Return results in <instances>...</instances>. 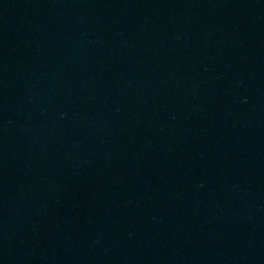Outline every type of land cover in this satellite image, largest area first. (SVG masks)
I'll list each match as a JSON object with an SVG mask.
<instances>
[{
    "label": "water",
    "instance_id": "water-1",
    "mask_svg": "<svg viewBox=\"0 0 264 264\" xmlns=\"http://www.w3.org/2000/svg\"><path fill=\"white\" fill-rule=\"evenodd\" d=\"M0 264H264V0H0Z\"/></svg>",
    "mask_w": 264,
    "mask_h": 264
}]
</instances>
